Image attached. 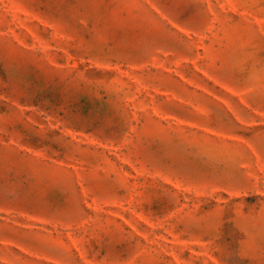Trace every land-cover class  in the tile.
<instances>
[{"label": "rangeland", "instance_id": "374dc122", "mask_svg": "<svg viewBox=\"0 0 264 264\" xmlns=\"http://www.w3.org/2000/svg\"><path fill=\"white\" fill-rule=\"evenodd\" d=\"M0 264H264V0H0Z\"/></svg>", "mask_w": 264, "mask_h": 264}]
</instances>
